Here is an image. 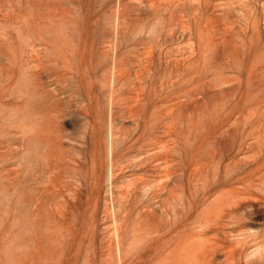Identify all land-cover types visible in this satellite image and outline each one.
<instances>
[{
    "label": "rangeland",
    "instance_id": "1",
    "mask_svg": "<svg viewBox=\"0 0 264 264\" xmlns=\"http://www.w3.org/2000/svg\"><path fill=\"white\" fill-rule=\"evenodd\" d=\"M0 264H264V0H0Z\"/></svg>",
    "mask_w": 264,
    "mask_h": 264
},
{
    "label": "bare ground",
    "instance_id": "2",
    "mask_svg": "<svg viewBox=\"0 0 264 264\" xmlns=\"http://www.w3.org/2000/svg\"><path fill=\"white\" fill-rule=\"evenodd\" d=\"M66 71H67V70H66ZM40 72H41V71H37L36 73H37V74H40ZM68 73H70V72H68ZM61 74H62V75H63V74H66V75H67V72H64V73H61ZM70 74H71V77L76 78L74 74H72V73H70ZM64 77H66V76H64ZM64 80L69 82V78H65ZM185 103H186V102H185ZM150 157H151V156H150ZM149 159H150V158H149ZM147 161H149V160L147 159Z\"/></svg>",
    "mask_w": 264,
    "mask_h": 264
}]
</instances>
